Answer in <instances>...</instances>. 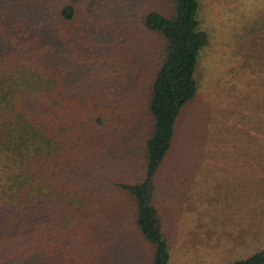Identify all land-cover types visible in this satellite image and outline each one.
Segmentation results:
<instances>
[{"label":"trees","instance_id":"obj_1","mask_svg":"<svg viewBox=\"0 0 264 264\" xmlns=\"http://www.w3.org/2000/svg\"><path fill=\"white\" fill-rule=\"evenodd\" d=\"M128 1L94 9L80 0H0V264H110L124 250V230L150 264H173L153 188L198 94L211 35L203 0ZM135 6L141 16L131 21ZM248 32L264 58V10ZM70 63L102 69L103 84L87 89ZM126 79L146 83L145 112L127 91L103 95L126 89ZM249 102L255 117L241 114L243 134L264 168V98ZM137 127L145 134L138 168L130 158ZM224 264H264V247Z\"/></svg>","mask_w":264,"mask_h":264},{"label":"rangeland","instance_id":"obj_2","mask_svg":"<svg viewBox=\"0 0 264 264\" xmlns=\"http://www.w3.org/2000/svg\"><path fill=\"white\" fill-rule=\"evenodd\" d=\"M80 1L94 9L100 2ZM127 3L125 10L133 11V2ZM202 5L201 21L211 40L199 63V91L183 111L181 138L153 188L162 227L172 240L173 264H224L264 247V187H258L264 168L259 159L253 160L251 154L259 152L249 148L243 134L249 126L241 115L254 118L246 105L251 98H264V58L257 55L259 47L248 32L264 10V0H203ZM134 8V14H128L131 21L141 16L139 7ZM139 27L144 33L141 23ZM119 28L124 29V24ZM54 44L58 46L59 41ZM132 52L125 51L134 61ZM67 67H72L73 76L80 71L86 75L87 89L103 84L102 69L94 65L73 67L70 63ZM138 82L126 79V89L119 87L103 95L114 97L127 91L126 100L137 101L139 112L146 111V83ZM146 116L139 115L140 124ZM142 130L134 129L137 142L129 153L136 168L141 164L136 155L144 141ZM253 134L257 140L263 137ZM120 246L124 250L110 264H150L144 245L129 230L123 231Z\"/></svg>","mask_w":264,"mask_h":264}]
</instances>
